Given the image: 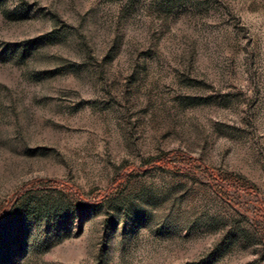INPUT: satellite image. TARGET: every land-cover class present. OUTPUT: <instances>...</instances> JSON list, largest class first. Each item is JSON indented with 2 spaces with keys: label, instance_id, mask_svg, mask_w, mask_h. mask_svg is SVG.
<instances>
[{
  "label": "rangeland",
  "instance_id": "1",
  "mask_svg": "<svg viewBox=\"0 0 264 264\" xmlns=\"http://www.w3.org/2000/svg\"><path fill=\"white\" fill-rule=\"evenodd\" d=\"M0 264H264V0H0Z\"/></svg>",
  "mask_w": 264,
  "mask_h": 264
},
{
  "label": "trees",
  "instance_id": "2",
  "mask_svg": "<svg viewBox=\"0 0 264 264\" xmlns=\"http://www.w3.org/2000/svg\"><path fill=\"white\" fill-rule=\"evenodd\" d=\"M167 160V158L166 159H163V158H157V160L156 161H158V163H162L163 161H166Z\"/></svg>",
  "mask_w": 264,
  "mask_h": 264
}]
</instances>
